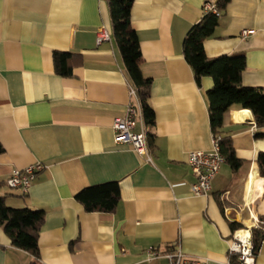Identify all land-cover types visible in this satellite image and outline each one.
Masks as SVG:
<instances>
[{
  "label": "crops",
  "instance_id": "0c3cea01",
  "mask_svg": "<svg viewBox=\"0 0 264 264\" xmlns=\"http://www.w3.org/2000/svg\"><path fill=\"white\" fill-rule=\"evenodd\" d=\"M204 1L133 3L131 24L156 118L149 163L114 142L113 120L132 98L108 0H0V196L11 207L45 211L33 264H170L165 254L177 243L208 264H230L231 223L264 220L257 163L264 126L250 109H228L221 131L243 165L234 170L225 162L208 196L192 192L188 154L213 147L207 91L214 81L196 82L183 41L202 18ZM102 27L111 39L98 45ZM204 48L211 58L243 54L242 84L264 89V0H230ZM54 51L75 54L72 75L56 72ZM37 163L43 167L27 192L7 186L13 170ZM113 181L120 187L114 212H89L76 198ZM151 248L160 255L149 254ZM32 261L0 227V264ZM255 264H264V236Z\"/></svg>",
  "mask_w": 264,
  "mask_h": 264
},
{
  "label": "trees",
  "instance_id": "16d2710c",
  "mask_svg": "<svg viewBox=\"0 0 264 264\" xmlns=\"http://www.w3.org/2000/svg\"><path fill=\"white\" fill-rule=\"evenodd\" d=\"M135 0H108L112 34L120 50L129 82L137 91L141 103L144 122L147 127L148 143L154 139L149 129L156 123L155 112L149 104L151 94L150 78L144 77L141 71L143 61L140 41L136 30L131 24V9ZM230 0H218L217 5L224 12ZM219 24V17L212 12L204 13L202 18L191 26L183 41V53L186 61L193 70L196 82L201 85L205 76L212 77L214 84L207 91L209 102L210 125L214 135L222 131L224 114L232 107L250 109L254 115L256 125L264 126V89L242 84V72L246 68V57L239 55H221L208 57L204 42L210 38ZM74 53L54 51L56 72L62 76L72 75L71 60ZM222 136V135H221ZM221 152L234 170L243 165L237 157L231 138L223 137L220 142ZM4 147L0 142V153ZM259 173L264 177V152L257 157ZM85 209L89 212H114L120 202V187L118 182H106L84 188L76 195ZM45 221L44 209L29 207L15 208L7 204L6 196H0V227L10 237L12 245L27 251L32 255L35 263L40 256L39 235ZM232 232L243 228L241 224L231 223ZM252 231L253 244L258 252L262 233L255 235ZM233 257L230 261L233 262Z\"/></svg>",
  "mask_w": 264,
  "mask_h": 264
},
{
  "label": "built area",
  "instance_id": "2783aa9c",
  "mask_svg": "<svg viewBox=\"0 0 264 264\" xmlns=\"http://www.w3.org/2000/svg\"><path fill=\"white\" fill-rule=\"evenodd\" d=\"M212 12L219 18L223 15V11L219 9L217 0L204 1V13ZM252 30H243L242 35L247 36ZM111 39L109 31L102 27L97 33V44L107 42ZM129 93L132 101L129 102L125 113L122 116L114 118L112 129L114 132V142L117 145H128L142 156L147 162L153 163V158L148 146L147 127L144 122L143 112L137 91L131 83H129ZM139 127V129H137ZM222 136L220 134L213 135V147L211 150H193L188 154V163L196 177V181L192 184V192L196 196H208L212 190V180L220 171L222 165L226 162L225 156L221 152ZM42 165L32 164L23 169H15L6 179V184L13 189H21L27 192L32 186L37 172L42 169ZM254 228H259L264 232V220L254 217L252 226H246L236 229L231 234V243L229 255L233 257L230 264H255L257 252L253 244ZM153 257L160 255L159 252L152 250L148 252ZM170 264H208L206 259L192 257L186 254L180 244L174 245L171 252L165 254Z\"/></svg>",
  "mask_w": 264,
  "mask_h": 264
}]
</instances>
